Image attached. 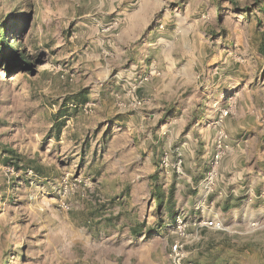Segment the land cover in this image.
Returning a JSON list of instances; mask_svg holds the SVG:
<instances>
[{
  "label": "rangeland",
  "instance_id": "374dc122",
  "mask_svg": "<svg viewBox=\"0 0 264 264\" xmlns=\"http://www.w3.org/2000/svg\"><path fill=\"white\" fill-rule=\"evenodd\" d=\"M117 12L141 13L135 24L146 18L147 30L169 40V54L160 50L156 60L197 64V82L171 104L189 110L180 130L178 116L151 115L147 99L132 109L141 115L123 120L118 77L133 60L120 26L108 29ZM4 21L32 66L10 68L0 53V264H163L151 254L158 236L135 233L158 220L150 179L157 162V183L179 181L184 202L193 190L178 171L187 125L199 116L209 127L224 124L221 147L207 154L210 161L221 151L214 197L232 191L240 205L215 206L223 229L182 215L186 235L176 224L162 233L195 264H264V0H0ZM171 70L175 77L181 68ZM217 107L230 112L222 118ZM166 120L176 142L152 148ZM166 154L171 164L182 158L180 169L163 164Z\"/></svg>",
  "mask_w": 264,
  "mask_h": 264
},
{
  "label": "crops",
  "instance_id": "0c3cea01",
  "mask_svg": "<svg viewBox=\"0 0 264 264\" xmlns=\"http://www.w3.org/2000/svg\"><path fill=\"white\" fill-rule=\"evenodd\" d=\"M138 15H141V13L136 12L132 15H128L126 12H117V15L112 18L113 21L110 23L108 28L111 30L120 26L119 32L124 34L122 37V40H124L123 50L129 57L128 59H131L130 61L133 60V62L128 65V67L125 68V70L118 77L123 86V97L121 98L125 102V109L122 108L124 111L121 110L120 112L122 113L121 116L126 122L128 119L126 117L131 116V114H128L129 112H132L133 115H141L142 112L140 110L132 109H141L142 107H134L130 103L133 99L135 100V98L141 100L147 99L149 100L148 109L151 115H156L158 117H165L168 114L171 116H178V120L173 122L180 130L181 127H185L189 120V118L188 120H185L188 115V109H184V106L181 104V107L175 106L172 111L173 107H171V104L173 101L176 104L177 99L182 98L184 92L193 85L194 81L197 82L195 78H191L194 68H197V64L195 62H180L179 67H177L174 62L156 60L154 56H156V52L160 50L162 53H165V55L169 54V40L162 37L160 33H157V31L153 28H149L147 30L150 24L149 20L146 18L143 22L144 25L135 24L133 21L135 16ZM139 30H142V32H139ZM139 49H143L142 56L140 59L135 60L136 51ZM171 68H181V70L175 77H173L171 75L173 71ZM217 112L219 116L223 118V108L217 107ZM221 120L223 121V119ZM122 125H125V127H127L132 133L138 131V126L133 125L132 123L127 125V123L123 122ZM142 126L143 125L141 124L140 128H142ZM175 126L172 128L173 131ZM187 126L190 127L185 135L184 142L181 145L185 151L184 164L186 165V168L182 172L178 171V178L180 179L185 177L188 182V186L191 184L193 190H189L190 193L184 191L187 199H185L184 202L181 200L183 198V191L178 188L179 181L176 182L175 179V181L170 183L167 189L157 183L156 181L159 179V172L157 170L160 168V163L157 162V169H155V173L150 175V179L153 181L151 195L153 201H156L155 212L158 220L154 225L142 221V223H140V227H137L138 232L135 233V235H137V239L140 237L142 240L158 236V238L155 239L156 246L153 248L151 254L158 257L159 260L164 262L163 264H170L167 253L168 250L171 249V244L169 241L170 236L163 234L162 230L163 228L165 230L168 227L175 225L178 215H184L185 217L188 216L189 219L193 221L201 219L220 220L221 213L218 211H216L217 213L214 212L216 205L222 211L236 209L240 205L239 202L234 201L236 199V195H234L232 191H229V193L227 191H224V193L221 192L220 199H215L214 197L216 194L215 190H213L215 174L217 176L216 178H218L219 175H223V173H221L222 169L220 170V162L215 166V174L212 178V182H208L209 175L213 171L215 153H213L210 161H208L207 154L211 152L212 148L215 147L219 141L220 132L224 131V124L222 125L220 122L216 121L213 126L211 125L209 127L207 123H202V116H199L197 123L192 122ZM161 128V131H156L158 133L151 139L152 148L157 146L161 139H167L169 146H171L173 142H176L175 134L172 132V129L169 128L168 120L161 124ZM211 132L215 133L212 134ZM228 141L232 142L231 138ZM232 150V146H229L228 153L230 154L233 152ZM189 151L193 153V161L192 164H190L191 169L187 167V158H189L187 154ZM202 152L205 153V155H203L205 156V159L200 155ZM202 171L204 172L199 173ZM125 194L130 195L131 193L129 191H125L124 195ZM135 227L136 226L130 227L132 232H134L133 228ZM171 242L173 243L174 240H171ZM185 264L195 263L193 261L185 260Z\"/></svg>",
  "mask_w": 264,
  "mask_h": 264
},
{
  "label": "built area",
  "instance_id": "2783aa9c",
  "mask_svg": "<svg viewBox=\"0 0 264 264\" xmlns=\"http://www.w3.org/2000/svg\"><path fill=\"white\" fill-rule=\"evenodd\" d=\"M136 106H139L142 104V100L141 99H135V103ZM230 112L229 109H226L223 111V116L228 115ZM219 147H221V142H222V136H220L219 138ZM180 156V155H179ZM221 157V151H217L214 160H213V171L211 172L209 178H208V182L211 183L212 182V178L215 174V166L218 164L219 159ZM163 164L165 166H171V160L168 156V154H166V156L163 159ZM182 164V158L179 157V159L177 160V162H175L173 164V166H177V169H180V166ZM198 227H202V228H211V229H223L224 225L222 223V221L217 220V219H201L196 221L195 223ZM176 226L177 228L182 232L181 235H186L185 233V228H186V224L184 222V217L182 218V215H178L176 218ZM169 259H170V264H185V254L183 251V244L180 241H175L172 245H171V249L169 252Z\"/></svg>",
  "mask_w": 264,
  "mask_h": 264
},
{
  "label": "trees",
  "instance_id": "16d2710c",
  "mask_svg": "<svg viewBox=\"0 0 264 264\" xmlns=\"http://www.w3.org/2000/svg\"><path fill=\"white\" fill-rule=\"evenodd\" d=\"M11 27V24H7L5 21L0 24L1 59L7 61L10 68L18 66L31 67L32 62L30 56L13 35V29Z\"/></svg>",
  "mask_w": 264,
  "mask_h": 264
}]
</instances>
